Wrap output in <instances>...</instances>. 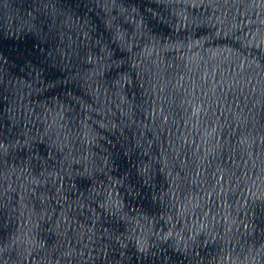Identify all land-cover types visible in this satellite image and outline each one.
Masks as SVG:
<instances>
[{"label":"water","instance_id":"water-1","mask_svg":"<svg viewBox=\"0 0 264 264\" xmlns=\"http://www.w3.org/2000/svg\"><path fill=\"white\" fill-rule=\"evenodd\" d=\"M0 264H264V0H0Z\"/></svg>","mask_w":264,"mask_h":264}]
</instances>
